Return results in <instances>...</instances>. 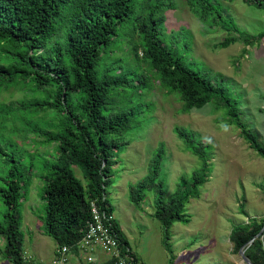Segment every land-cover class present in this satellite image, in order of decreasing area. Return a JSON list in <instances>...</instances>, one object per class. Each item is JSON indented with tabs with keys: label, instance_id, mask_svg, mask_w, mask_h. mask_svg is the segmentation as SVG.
<instances>
[{
	"label": "rangeland",
	"instance_id": "374dc122",
	"mask_svg": "<svg viewBox=\"0 0 264 264\" xmlns=\"http://www.w3.org/2000/svg\"><path fill=\"white\" fill-rule=\"evenodd\" d=\"M172 2L174 7L164 12L161 40L178 49L189 67L210 77L237 101L240 120L264 146V36H261L264 9L245 0H208L205 4L212 5L213 9L205 8L202 12L198 7L197 13L186 0ZM57 38L58 35L53 40ZM115 41L105 54L106 62L114 61L113 72L129 68L136 71V77L131 86L114 90L115 107L111 110L127 103L139 105V111L136 109L133 114L134 126L119 137L123 146L115 150L105 197L106 208L111 209L107 212L127 240L131 257L138 264H169L171 258L173 264H246L240 249L234 248L231 233L237 225L248 224L252 219L261 220L264 157L248 146L240 129L230 123L222 105L211 101L201 108L184 111L181 95L161 84L157 71L142 59L141 49L139 58L134 56L131 45L138 42L135 34ZM53 90L54 85L34 86L28 82L0 89V104L11 106L8 129L4 132L15 141L9 143V152L13 150L23 163L30 164L19 207L22 249L27 259L31 256L47 258L57 246L44 234L39 219L44 212V201L39 197L44 186L40 175L45 170L44 163L58 157L57 142H47L30 127L37 125L57 131L60 127L55 125L60 124L62 115L50 108L20 112L17 107L20 101L47 100ZM175 126L198 133L206 148L209 171L207 180L199 187V196L185 204L189 221H176L171 225L167 248L161 225L153 216L154 191L146 190L136 205L129 197V185L146 176L160 143L164 151L160 178L166 196L199 168L200 159L185 147L174 131ZM70 167L86 186L81 169L73 163ZM5 210L0 202V215ZM256 239L261 242L264 255V231L253 240ZM251 243L242 249L248 258ZM4 245L5 239L0 235V264H9L4 256ZM76 264L110 263L108 257H92L84 261L78 259Z\"/></svg>",
	"mask_w": 264,
	"mask_h": 264
},
{
	"label": "trees",
	"instance_id": "16d2710c",
	"mask_svg": "<svg viewBox=\"0 0 264 264\" xmlns=\"http://www.w3.org/2000/svg\"><path fill=\"white\" fill-rule=\"evenodd\" d=\"M207 1L186 0L197 13L198 7L202 12L213 9L205 4ZM245 1L264 9V0ZM173 7L172 0H0V89L20 82L54 85L52 97L20 101L17 109L35 112L50 108L62 115L60 124L55 125L60 127L57 131L30 127L47 142H57L59 155L44 163L45 170L40 175L44 186L39 195L44 201V212L39 216L43 232L57 246L74 248L85 234L91 219V200L111 212L109 206L106 208L105 194L115 150L123 146L119 137L134 126L132 117L136 109L139 111V105L127 103L111 110L115 107L114 90L131 86L136 77L135 70L127 68L115 73L114 61L106 62V52L123 36L138 37V42L131 45L134 56L138 57L141 49L142 59L157 71L161 84L181 95L184 111L211 101L222 105L248 146L264 157V146L240 120L237 101L210 77L189 67L178 49L161 40L164 12ZM57 35L59 38L53 40ZM10 113L11 106L0 104V202L6 207L0 215V235L5 239L6 259L10 264H23L19 207L30 164L23 163L13 150L9 152V143H15L4 134ZM174 131L200 159L199 168L166 196L160 178L164 154L160 143L146 176L129 185V197L136 205L146 190L154 191L153 216L161 225L167 248L171 225L189 221L185 204L199 196V187L209 171L206 148L198 133L180 126H175ZM71 163L81 169L86 186L74 174ZM263 223L264 219H252L233 227L234 248L248 245ZM114 229L121 247L130 254L127 240L116 225ZM247 256L254 264H264L258 239L249 245ZM132 259L133 264H138ZM169 264H173L172 258Z\"/></svg>",
	"mask_w": 264,
	"mask_h": 264
},
{
	"label": "built area",
	"instance_id": "2783aa9c",
	"mask_svg": "<svg viewBox=\"0 0 264 264\" xmlns=\"http://www.w3.org/2000/svg\"><path fill=\"white\" fill-rule=\"evenodd\" d=\"M91 219L85 234L78 240L75 249L91 252L100 249L105 252L112 264H133V259L121 247L118 235L112 223V216L105 209H100L95 200H91ZM72 246H56L52 259L47 262L24 258L23 264H68L69 252Z\"/></svg>",
	"mask_w": 264,
	"mask_h": 264
},
{
	"label": "crops",
	"instance_id": "0c3cea01",
	"mask_svg": "<svg viewBox=\"0 0 264 264\" xmlns=\"http://www.w3.org/2000/svg\"><path fill=\"white\" fill-rule=\"evenodd\" d=\"M264 191V189H263ZM264 194V193H263ZM264 197V195H263ZM261 217V219H264V211L263 213L261 214V216H259V218ZM54 255V248L52 249L51 251V254L47 257V258H43V257H34V256H31V255H28V256H31L30 258L32 260H35V261H41V262H47L49 261L50 259H52ZM92 257H108L107 254H105L103 251H101L100 249H95L91 252H82L80 251L79 249H71V251L69 252V260H68V264H76L78 259H81L82 261L86 260L87 258L88 259H91ZM108 260H109V263L111 262L109 257H108ZM10 264V262H8Z\"/></svg>",
	"mask_w": 264,
	"mask_h": 264
},
{
	"label": "water",
	"instance_id": "95a60500",
	"mask_svg": "<svg viewBox=\"0 0 264 264\" xmlns=\"http://www.w3.org/2000/svg\"><path fill=\"white\" fill-rule=\"evenodd\" d=\"M264 231V223H263V226L261 228V230L252 238L250 239L247 244L251 243V241L253 239H255L256 237L260 236L262 234V232ZM243 247L240 248L239 252L242 256V261L245 262L246 264H254L248 257H246L244 254H243V251H242Z\"/></svg>",
	"mask_w": 264,
	"mask_h": 264
}]
</instances>
